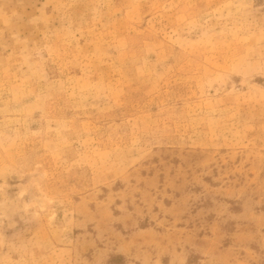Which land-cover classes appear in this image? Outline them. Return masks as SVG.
<instances>
[{
  "label": "rangeland",
  "instance_id": "rangeland-1",
  "mask_svg": "<svg viewBox=\"0 0 264 264\" xmlns=\"http://www.w3.org/2000/svg\"><path fill=\"white\" fill-rule=\"evenodd\" d=\"M0 264H264V0H0Z\"/></svg>",
  "mask_w": 264,
  "mask_h": 264
}]
</instances>
